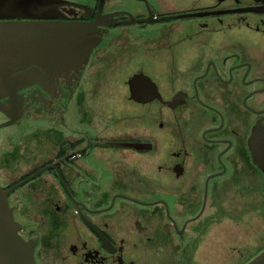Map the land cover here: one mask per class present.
I'll return each instance as SVG.
<instances>
[{"label": "flooded vegetation", "instance_id": "af4514ba", "mask_svg": "<svg viewBox=\"0 0 264 264\" xmlns=\"http://www.w3.org/2000/svg\"><path fill=\"white\" fill-rule=\"evenodd\" d=\"M54 6L37 21L103 23L85 34L97 40L83 62L16 91L13 124L37 125L32 139L0 137V187L45 169L7 195L19 234L36 264H200L218 224L264 213V169L249 147L264 148V0ZM32 70L46 75L29 65L8 78L16 85ZM135 76L143 96L131 98ZM79 100L84 130L70 139L65 118Z\"/></svg>", "mask_w": 264, "mask_h": 264}, {"label": "water", "instance_id": "95a60500", "mask_svg": "<svg viewBox=\"0 0 264 264\" xmlns=\"http://www.w3.org/2000/svg\"><path fill=\"white\" fill-rule=\"evenodd\" d=\"M54 5L55 0H0V18L8 20L0 22V64L4 65L5 71L1 78L11 99L9 112L0 105V110L4 111L8 118L6 122L0 124V128L12 125L20 117L22 106L17 100V89L29 82L42 85L53 83L54 77L83 62L84 55L87 56V53L84 54V46L88 45L90 52L97 40L86 37L85 34L92 33L93 29L103 23L100 17L90 23L37 21L53 17L51 12ZM15 18L23 21H13ZM29 65L40 66L46 75L32 70L19 84L13 85L8 78L10 73ZM142 81L136 76L128 81L131 98L143 96L141 87L137 84ZM259 134L255 128L253 137ZM260 140L249 139V147L253 162L264 169V148L263 150L259 148ZM134 147L141 148L140 144ZM44 170L29 176L8 190L0 187V264H36L33 243L19 234L20 226L13 217L7 195ZM245 264H264V249Z\"/></svg>", "mask_w": 264, "mask_h": 264}, {"label": "rangeland", "instance_id": "374dc122", "mask_svg": "<svg viewBox=\"0 0 264 264\" xmlns=\"http://www.w3.org/2000/svg\"><path fill=\"white\" fill-rule=\"evenodd\" d=\"M82 108L80 100L78 105L72 104V111H69L65 118L67 137L70 139H80L83 134L84 123L81 121ZM36 122L22 119L16 124L3 128L0 131V137L5 139L7 135L14 137L32 139ZM43 134V131H41ZM42 139H49L46 136H40ZM16 139V138H13ZM1 141V139H0ZM249 208L239 209V213L249 211ZM254 213V212H253ZM263 214V215H262ZM261 216H252V213L242 216L239 222L222 223L217 225V235L215 240H207L206 243H215V249L212 252L196 257L200 264H245L264 249V213ZM212 249V248H211Z\"/></svg>", "mask_w": 264, "mask_h": 264}]
</instances>
